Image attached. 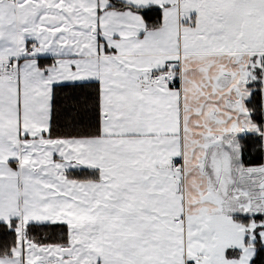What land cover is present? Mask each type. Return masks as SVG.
<instances>
[{
  "label": "snow or ice",
  "instance_id": "obj_1",
  "mask_svg": "<svg viewBox=\"0 0 264 264\" xmlns=\"http://www.w3.org/2000/svg\"><path fill=\"white\" fill-rule=\"evenodd\" d=\"M0 264H264V0H0Z\"/></svg>",
  "mask_w": 264,
  "mask_h": 264
}]
</instances>
